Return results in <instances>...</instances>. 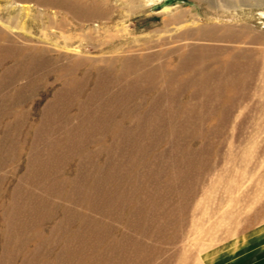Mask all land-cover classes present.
I'll use <instances>...</instances> for the list:
<instances>
[{
  "label": "rangeland",
  "instance_id": "obj_1",
  "mask_svg": "<svg viewBox=\"0 0 264 264\" xmlns=\"http://www.w3.org/2000/svg\"><path fill=\"white\" fill-rule=\"evenodd\" d=\"M1 29L0 264H264V0H0ZM232 52L256 72H196Z\"/></svg>",
  "mask_w": 264,
  "mask_h": 264
},
{
  "label": "bare ground",
  "instance_id": "obj_2",
  "mask_svg": "<svg viewBox=\"0 0 264 264\" xmlns=\"http://www.w3.org/2000/svg\"><path fill=\"white\" fill-rule=\"evenodd\" d=\"M181 17H182L181 14L178 13L177 15L173 16L172 18H170V20L173 21V22L179 23V22H181V19H182ZM231 30H233L232 27H224V28L220 29L216 25H214V26H211V31H210L208 37L213 42L230 43V42H232L234 40L233 37L230 36ZM218 33H221V34H218ZM186 35H187V37H186ZM193 35H194L193 33L182 34L180 36V38L181 39L182 38L191 39L193 37ZM3 37H5V36H3V31L1 29L0 30V43H2V41L4 40ZM2 44H0V67L2 65L3 55H4V51H5ZM8 53H9V55H8L9 59H15L16 57H18V59H17L18 62L24 68L23 70H25V68H26V70H27L26 72L27 73H33L35 71L37 72V70H40L41 67L43 68V66L46 65V64H44L43 66H41V64L37 61L36 48H34V49L28 51V53H26V48L25 47H22V48L13 47V48H9ZM215 53H216V49H213L212 50V55H216ZM227 54L229 56V60L224 62V64L221 65L220 68L211 69L213 65H212V63H210V64L208 63V64H203L201 67L197 68L196 72L197 73H203V72H206L208 70H211L210 71L211 73H219V72H222V73H255L256 72L255 68H254L257 65L256 63H255L256 65L251 64V63L248 64V65H240V64L236 65V64L232 63V59L234 57H237L238 54L234 53V52L227 53ZM19 56H20V59H19ZM239 59H240V56H239ZM28 60H31V61L28 64H26V61H28ZM215 63H216V61H215ZM186 70H187V68H186ZM25 86L26 87H23L22 90L21 89L20 90L21 91H25V90L30 89V87H31L29 85H25ZM246 87H247L246 85H243V88H246Z\"/></svg>",
  "mask_w": 264,
  "mask_h": 264
},
{
  "label": "crops",
  "instance_id": "obj_3",
  "mask_svg": "<svg viewBox=\"0 0 264 264\" xmlns=\"http://www.w3.org/2000/svg\"><path fill=\"white\" fill-rule=\"evenodd\" d=\"M41 3V2H40ZM55 7V6H54Z\"/></svg>",
  "mask_w": 264,
  "mask_h": 264
}]
</instances>
